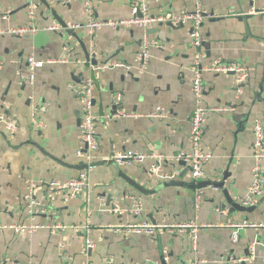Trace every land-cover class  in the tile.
<instances>
[{"label": "crops", "instance_id": "0c3cea01", "mask_svg": "<svg viewBox=\"0 0 264 264\" xmlns=\"http://www.w3.org/2000/svg\"><path fill=\"white\" fill-rule=\"evenodd\" d=\"M35 1L37 9L30 19L27 0H0V60L3 62L0 112L9 116L16 127L10 133L5 123L0 122V223L5 224L29 220L23 195L32 183L65 181L84 169L82 166L86 163L76 157L81 104L70 88V84L80 83L90 74L83 62H77L85 60L79 40L98 63L94 70L100 90L94 87L93 109L99 147L94 161L108 160L114 150L158 151L172 156L190 149L189 116L193 99L189 65L193 48L189 43V24L152 26L146 34L161 46L150 47L144 72L133 70L127 75L120 67L99 68L113 61L133 64L145 34L143 29L102 27L93 37L84 28L72 29L78 40L66 32L43 3ZM143 1L151 14L194 8V0ZM201 1L207 11L215 14L202 26L204 64L219 58L243 64L249 72L240 90L232 72H203V104L217 108L206 116L202 146L212 157L204 166L203 180L219 181L228 170L230 175L225 186L239 202L238 198L246 193L252 181L256 120L264 131V12L249 14L250 0ZM48 2L66 24L84 22L83 0ZM129 2L96 0V16L125 18L130 14ZM253 4L261 7L264 0H255ZM228 10H234L235 14L226 15ZM52 24L59 25L60 29H39L23 35L6 32L18 26L43 28ZM30 55L45 61L35 70L31 83L25 81L26 58ZM114 93L121 94V102L115 108L137 115L111 117ZM31 95L45 104L39 114L42 127L32 123ZM148 167L149 161L91 166L89 186L80 197L59 194L49 201L44 197V187L39 186L33 198L43 204V209L32 216L33 221L46 226L62 223L76 226L78 230L51 232L49 228H40L32 234H15L0 228V261L102 264L111 258L116 263L153 264L162 261L165 250L168 260L164 264L194 259L201 264H264V192L257 199L255 209L241 212L225 203L220 189L185 187L184 184L197 182L179 161L170 160L162 165L164 172L177 171L171 180L179 184L174 185L158 186L165 179L151 173ZM126 195L140 198L139 214L132 211L133 201ZM86 207L90 211L88 216ZM113 207L118 211H111ZM187 220L208 225L198 230L195 249L187 233L164 231L148 235L111 229L120 224H173ZM243 221L257 226L240 229L232 241L231 224ZM86 223L91 227L89 233L84 231ZM85 237L92 240L91 249H85ZM250 255L251 260H240Z\"/></svg>", "mask_w": 264, "mask_h": 264}, {"label": "built area", "instance_id": "2783aa9c", "mask_svg": "<svg viewBox=\"0 0 264 264\" xmlns=\"http://www.w3.org/2000/svg\"><path fill=\"white\" fill-rule=\"evenodd\" d=\"M251 5L248 9L249 14H255L256 12H264V5L257 7L250 0ZM85 20L83 23L72 22L66 24L64 29H80L84 28L90 37H93L94 33L102 28L107 27L112 30H117L119 28L127 27H137L144 30L145 34L141 42L139 50L135 53L133 64L123 63L119 61H113L108 64L101 66L99 69L120 67L125 69L126 74L129 75L133 70L136 72H144L150 57V47H159L161 44L157 40H151L146 32L149 28L158 24H172L174 26L189 24V43L193 48V54L191 56V61L189 65V70L191 72V94L193 99V110L189 116L190 131H189V142L190 149L182 150L172 156L165 155L158 151L142 152L133 149L124 150H114L109 156V159L116 163L118 166L122 165H135L141 164L145 161H149V167L151 173L156 174L161 179H173L176 177L177 171L172 170V172H164L162 170V165L170 160L182 161L184 167L191 176V179L195 182H199L204 179V166L211 159V152L205 150L202 146L204 128L206 122V116L209 111L216 110L217 108H209L203 104V92H204V82H203V72H218V73H228L232 72L235 74V84L237 90H240V85L244 83L249 75L248 68L237 62H226L219 58L210 60L208 63L204 64V59L206 58V50L204 49L205 36L203 33V22L215 16L214 13L207 11L201 0H194V8L188 11L182 12H164L158 14H151L149 12L148 4L143 0H130V14L125 18L117 19H101L96 16V0H83ZM37 9V1L27 0V10L28 16L32 19L35 15ZM235 14L234 10H228L226 15ZM6 14L3 15V18ZM39 29L46 31L59 30L60 26L57 24H52L50 26H45L39 28L35 25L31 26H21L9 28L6 30L9 34L23 35L28 32H36ZM67 49V47H64ZM49 62H54V60H48ZM79 64L84 63L85 60H78ZM44 60H38L33 55L26 58V69L27 78L26 82H33L34 72L37 68L44 65ZM82 63V64H83ZM3 62L0 60V68ZM96 66L93 67L95 69ZM71 90L76 94L80 104H81V118L79 124V133L77 137V150L76 157L81 159L87 164V167L79 171L78 175L65 180H39L37 183H32L28 190H26L23 195V199L26 200L27 212L29 214V220L20 221L13 224L0 223V228L10 229L15 234H32L40 228H49L51 232L66 230L71 228L73 231H77L76 226H68L62 223H55L50 226L35 223L33 217L36 213L42 211L43 204L37 201L35 197L33 198L34 191L39 187H44V197L51 201L56 195L67 194L73 196L75 194H84L89 186V173L88 169L91 168L90 163L95 159V153L99 147V140L96 131V116L93 109L94 100V83L90 77H86L80 83L70 84ZM29 105L31 111V120L36 127H42V121L39 118L40 111L44 108V103L35 98V96H29ZM121 102V94L114 93L111 98V103L114 107L119 106ZM224 110V108H222ZM134 112H128L123 108H115V112L110 116L114 118L119 117H129L136 116ZM10 117L4 115L0 112V122L5 123V128L13 133L16 127L13 120H9ZM254 143L252 149L253 156V166L251 168L252 181L248 186L246 193L238 198L239 202L244 206L254 205L257 199L264 192V131L261 127L259 121H255L254 124ZM201 190V189H199ZM202 191H200L201 193ZM133 201L132 211L135 214H139L142 209L140 198L137 196H129ZM196 199V198H195ZM199 199V197H197ZM111 211L117 212V207L110 209ZM90 213L89 209L86 207L85 214L88 216ZM88 220V219H87ZM208 226L207 224L196 222L195 220H187L179 223L173 224H152V223H131V224H120L117 226H111L114 232H124V233H144L148 235H155L156 233H162L167 231L169 233H179L188 234L192 240V247L195 249L197 241L198 230L202 227ZM255 223L243 221L231 224L233 227L232 241L237 237V232L242 228L256 227ZM91 227L89 223L84 226L85 233H89ZM93 242L88 237H85V249H91L93 247ZM252 256L240 258V260H251ZM168 260L167 252L164 250L162 254V261H154L153 264H164ZM163 262V263H162ZM200 260L194 259L178 264H201ZM0 264H42L34 263L32 261L19 262L14 260L4 259L0 261ZM75 264V263H66ZM82 264H90L88 262ZM102 264H134V263H116L111 258L104 260Z\"/></svg>", "mask_w": 264, "mask_h": 264}, {"label": "water", "instance_id": "95a60500", "mask_svg": "<svg viewBox=\"0 0 264 264\" xmlns=\"http://www.w3.org/2000/svg\"><path fill=\"white\" fill-rule=\"evenodd\" d=\"M41 3L44 4V6L50 11V15L55 18L59 24H61L62 27H65L66 26V23L63 22V20L59 19V16L56 15L55 11H54V8L51 6V4L48 2V0H39ZM170 26H173L172 24L168 23ZM180 26V25H179ZM151 28H149L148 30H150ZM66 32L68 34H72L75 38L78 39V37L73 34V30L70 29V28H66ZM79 40V39H78ZM80 45L83 49V52H84V56H85V62L83 64H85V66L88 67L89 71H90V74H89V77L92 79L93 83H94V87H96L97 89L100 90V86L98 84V78L96 76V71L93 69L94 66H97V61L95 58L92 57V55L88 52L86 46L84 43H82V41H80ZM85 79V78H83ZM242 85V84H241ZM240 85V86H241ZM95 99L93 100V104L95 103ZM111 114L115 112V107L113 106L112 107V110L110 111ZM180 163H183L182 161H179ZM102 163H110V164H113L114 166H118L116 163H114L112 160L108 159V160H95V161H92L90 163L91 166H96V165H99V164H102ZM184 164V163H183ZM87 167V164H84L82 166V168H86ZM118 170V168L116 169ZM121 175H123L121 173ZM230 175V172L227 170L223 176H222V179L221 180H216V181H199L197 183H194V182H191L190 184H184L185 187L187 188H190V189H194V188H197V189H202V188H206L207 186H211V187H214V188H217V189H220L221 193H222V196L224 197V201L226 204L230 205L233 209L237 210V211H241V212H250L251 210L255 209L257 204L259 202H257L256 204L254 205H251V206H244L242 205L240 202H237L233 199V197L229 194V190L228 188L225 186V180L226 178ZM131 184H134V182H132V180H130L128 177L126 178ZM174 184H179V182L177 180H169V179H165V181H163L162 184H159L158 186L162 187V185H174ZM75 196H78L80 197L81 196V193L79 194H75ZM263 198H261L259 201H262Z\"/></svg>", "mask_w": 264, "mask_h": 264}]
</instances>
